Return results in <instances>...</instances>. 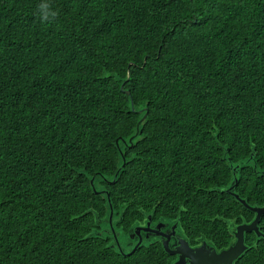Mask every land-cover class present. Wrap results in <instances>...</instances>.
I'll return each instance as SVG.
<instances>
[{
	"label": "trees",
	"instance_id": "trees-1",
	"mask_svg": "<svg viewBox=\"0 0 264 264\" xmlns=\"http://www.w3.org/2000/svg\"><path fill=\"white\" fill-rule=\"evenodd\" d=\"M230 187L264 207V0H0V264H175L148 216L221 250Z\"/></svg>",
	"mask_w": 264,
	"mask_h": 264
},
{
	"label": "water",
	"instance_id": "water-1",
	"mask_svg": "<svg viewBox=\"0 0 264 264\" xmlns=\"http://www.w3.org/2000/svg\"><path fill=\"white\" fill-rule=\"evenodd\" d=\"M145 118V117H144ZM143 118V119H144ZM231 193L237 197L242 204L255 213L254 219L250 223H243L234 229V241L226 248L218 250L215 245L209 243L205 238L201 243L192 246L189 240L180 232H177L178 225L159 222L155 227L151 226V220L148 218L146 225L136 224L129 231V242L132 243L131 251L137 250L145 240H151L153 237H158L162 243L164 250L177 257L175 264H235V262L249 249L246 243V233H256L257 236H264L260 230V221L264 215V207L253 206L248 202L243 201L242 198L235 195L233 187H230ZM108 195L109 202H111L110 195L106 190H103ZM114 207L110 204V214L108 221L111 225L115 241L120 250L123 247L119 240V233L113 226ZM171 226L168 231H164V227Z\"/></svg>",
	"mask_w": 264,
	"mask_h": 264
},
{
	"label": "flooded vegetation",
	"instance_id": "flooded-vegetation-1",
	"mask_svg": "<svg viewBox=\"0 0 264 264\" xmlns=\"http://www.w3.org/2000/svg\"><path fill=\"white\" fill-rule=\"evenodd\" d=\"M147 218H149V219L151 220V226H152V227H155L156 224L159 223V222L168 223V221H165V220L153 221L152 218H150L149 216H148ZM147 221H148V219L145 220L144 222H142L140 225H146ZM174 223H176V224L178 225V227H177V232H180L179 222L175 221V222H173V223H171V224H174ZM170 228H171V226H167V227H164L163 229H164V231H168ZM180 233H181V232H180ZM155 239H159V238H158V237H153L152 240H155ZM159 240H160V239H159Z\"/></svg>",
	"mask_w": 264,
	"mask_h": 264
},
{
	"label": "clouds",
	"instance_id": "clouds-1",
	"mask_svg": "<svg viewBox=\"0 0 264 264\" xmlns=\"http://www.w3.org/2000/svg\"><path fill=\"white\" fill-rule=\"evenodd\" d=\"M41 8L44 10V19L48 18L49 12H48V5L47 4H42ZM51 15H55V13H50Z\"/></svg>",
	"mask_w": 264,
	"mask_h": 264
},
{
	"label": "rangeland",
	"instance_id": "rangeland-1",
	"mask_svg": "<svg viewBox=\"0 0 264 264\" xmlns=\"http://www.w3.org/2000/svg\"><path fill=\"white\" fill-rule=\"evenodd\" d=\"M119 237H121V238H119L120 240H121V243H122V245H123V247L125 248V249H128L129 248V246H128V244H127V240L125 239V238H122V236H119ZM128 239H129V237H128ZM153 238H151V240H152ZM129 243V242H128Z\"/></svg>",
	"mask_w": 264,
	"mask_h": 264
}]
</instances>
